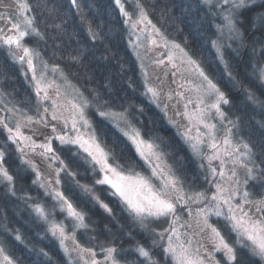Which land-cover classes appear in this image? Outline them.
Listing matches in <instances>:
<instances>
[{
    "label": "snow or ice",
    "instance_id": "6c2138e0",
    "mask_svg": "<svg viewBox=\"0 0 264 264\" xmlns=\"http://www.w3.org/2000/svg\"><path fill=\"white\" fill-rule=\"evenodd\" d=\"M0 264H264V0H0Z\"/></svg>",
    "mask_w": 264,
    "mask_h": 264
},
{
    "label": "trees",
    "instance_id": "16d2710c",
    "mask_svg": "<svg viewBox=\"0 0 264 264\" xmlns=\"http://www.w3.org/2000/svg\"><path fill=\"white\" fill-rule=\"evenodd\" d=\"M167 2H168V0H160L161 7H163L165 5V3H167ZM173 11L175 12L176 10L174 9ZM176 14L178 15L179 13L176 12ZM252 35H254L255 38L259 39L261 33L253 30ZM242 56H245V59H246V55L244 53H242Z\"/></svg>",
    "mask_w": 264,
    "mask_h": 264
}]
</instances>
